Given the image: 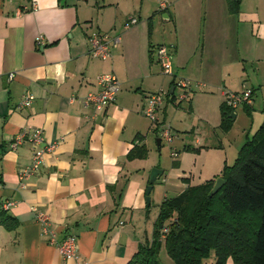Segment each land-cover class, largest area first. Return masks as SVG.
Returning <instances> with one entry per match:
<instances>
[{"label":"crops","instance_id":"1","mask_svg":"<svg viewBox=\"0 0 264 264\" xmlns=\"http://www.w3.org/2000/svg\"><path fill=\"white\" fill-rule=\"evenodd\" d=\"M80 1L0 0V204L15 202L7 212L16 224L8 227L0 222V264H127L139 245L152 238L159 214L152 215L153 203L160 210L165 197L185 189L180 190V183L168 184L162 196L156 195L164 168L151 165L149 154L128 157L136 146L149 150V133L158 129L144 110L152 94L166 89V76L154 64L159 63L156 48L165 43L152 42L148 24L131 57L124 47L111 51L105 60L92 57L91 31L112 37L109 32L116 24L93 29ZM168 1L161 12L172 19ZM251 2L241 0L239 13H231L227 0H204L206 13L215 19L212 32L227 39L236 34L240 40L239 34L248 28L256 40H262L260 1L253 8ZM137 31L123 33L120 41L130 34L137 36ZM41 36L43 47L38 44ZM174 64L182 63L176 58ZM12 73L15 77L10 79ZM109 73L121 83L115 102L101 111L85 107V96L100 90L98 77ZM28 95L34 96L32 103L19 107ZM188 99L192 102L191 96ZM36 129L55 148L36 173L20 180V171L32 162L33 146L26 141L13 150L10 143L19 133ZM158 142L162 146V139ZM223 147L221 143L207 148L223 151ZM226 162L224 158L212 178L220 175ZM153 168L163 172L153 184L148 204L146 190ZM182 177L189 178L186 187L192 185L193 172ZM38 211L49 214L56 241L77 236L78 260L65 259L51 235L43 233L36 220ZM227 264L235 263L229 258Z\"/></svg>","mask_w":264,"mask_h":264},{"label":"rangeland","instance_id":"2","mask_svg":"<svg viewBox=\"0 0 264 264\" xmlns=\"http://www.w3.org/2000/svg\"><path fill=\"white\" fill-rule=\"evenodd\" d=\"M168 2L172 19L166 18V13L161 12L160 0L80 1L86 20H91L89 25L93 29L98 26L105 29L104 25L109 26V29L116 24V28L109 32L112 39L138 29L137 36L130 34L125 42L120 41L119 48L113 47L112 51L120 52L124 47L123 52L129 50L131 57L142 31L147 32L152 20V42L165 43L172 51V61L179 58L182 63L173 65L175 76H172L164 73L160 63L154 62L156 68L160 65L167 79L166 89L159 92L170 93L174 87L176 96V100L172 102L169 95H163L164 104L160 109L167 108V111L158 110L160 123L154 124L158 129L149 133L147 139L149 163L162 166L165 170L164 176L157 183L160 187L157 188L156 195L160 192V196L164 194L168 184L173 186L180 183L183 186L180 190L186 188V180L189 178L182 176H190L191 172L194 173L192 185H196L212 178L214 172L222 166L224 158H227L226 163L233 164L248 137L251 138L264 122V29L263 39L260 41L256 40L255 34L248 28L244 29L243 34H239L240 40L236 34L227 39L228 36L212 32L215 19L206 13L204 0ZM257 2L260 18L264 21V0H252V8ZM130 17L138 18L139 22L126 28L125 24ZM142 27L145 30H141ZM174 46L178 48L177 51H174ZM185 79L191 82L188 88L180 85ZM173 80L175 85L171 84ZM247 89L254 90L251 113L245 110L244 102L239 103L235 108L236 118L232 129L223 131L220 123L225 93L242 94ZM183 95L188 98L191 96L192 102L188 98L181 99ZM164 128L171 129V142L162 138ZM159 139L163 141L162 146L159 145ZM221 143L224 145L223 151H208V146ZM185 146L200 148L202 151L186 150ZM174 194L170 193L172 196ZM150 209L152 215L159 212L156 201ZM159 258L161 264H175L164 246ZM214 260L213 253L204 264H214Z\"/></svg>","mask_w":264,"mask_h":264},{"label":"trees","instance_id":"3","mask_svg":"<svg viewBox=\"0 0 264 264\" xmlns=\"http://www.w3.org/2000/svg\"><path fill=\"white\" fill-rule=\"evenodd\" d=\"M231 13H239L241 0H227ZM153 31L152 20L149 33ZM175 85V80L171 83ZM171 91V90H170ZM254 94V90H253ZM172 102L175 92H170ZM251 113V102H244ZM235 108L223 101L220 128L233 127ZM143 140V136L139 135ZM186 150L200 151L191 146ZM145 145L136 146L128 157L147 158ZM224 185L212 194L216 179ZM0 222L14 227V219L0 211ZM165 247L175 264H204L215 254V264H264V122L246 140L233 164L225 163L220 175L200 184H189L183 192L165 197L154 223L152 238L139 245L127 264H161L160 252Z\"/></svg>","mask_w":264,"mask_h":264},{"label":"built area","instance_id":"4","mask_svg":"<svg viewBox=\"0 0 264 264\" xmlns=\"http://www.w3.org/2000/svg\"><path fill=\"white\" fill-rule=\"evenodd\" d=\"M161 8H167V0H160ZM139 19L136 17L128 18L125 27L130 28L136 25ZM89 41V53L92 57L100 59H108L112 56V47L117 46L120 38H114L100 31H94L88 36ZM38 44L43 47L45 45L43 37L38 38ZM172 51L167 45H160L156 48V56L158 62L160 63L163 71L167 75L175 76L173 73V61H172ZM10 79L15 77L12 73ZM98 84L100 85V90L98 92H90L83 99V104L85 107H92L96 111L104 110L110 104L114 103L117 99V94L121 88V83L118 77L114 73L103 74L98 77ZM185 88L191 86L189 80H183L180 82ZM163 95H169V92L162 91L152 94L149 98V103L144 110V114L149 117L154 123L159 124L158 110L164 104ZM253 95V90L247 89L242 94L226 92L225 99L229 105L236 108L241 102H251ZM188 98L187 95H183L181 99ZM34 99V96H25L19 103V107H24L30 105ZM73 100V99H72ZM163 138L167 141H172L171 129H163ZM30 142L33 146V157L31 164L24 167L20 173V180H24L34 173H36L41 166L44 164L45 157L48 153L52 152L55 148V143L47 142L43 131L41 129H36L31 132L23 131L19 133L13 141L10 143V149H17L24 142ZM177 155V153H175ZM14 201H5L0 204V211H8L12 206H14ZM36 220L41 224L42 231L45 234L51 235V242L56 244L59 252L65 259H76L80 258V248L78 244V239L75 234H69L61 242L56 241L54 232L51 230V218L48 213L38 211L36 213Z\"/></svg>","mask_w":264,"mask_h":264},{"label":"water","instance_id":"5","mask_svg":"<svg viewBox=\"0 0 264 264\" xmlns=\"http://www.w3.org/2000/svg\"><path fill=\"white\" fill-rule=\"evenodd\" d=\"M174 87L171 89L172 93L174 92ZM232 118L235 119L236 118V114L235 112L232 113ZM163 171L161 169H158V168H154L152 169L151 171V176H150V184L149 186L147 187V190H146V201L148 204L151 203V191L153 189V184L157 181V178L159 176V174H161ZM225 183V180L222 178V177H219L218 179H216V183L213 187V190H212V194H216L220 188L224 185Z\"/></svg>","mask_w":264,"mask_h":264}]
</instances>
